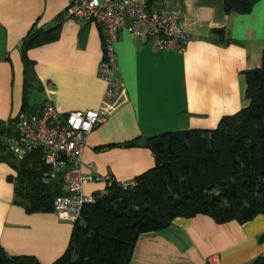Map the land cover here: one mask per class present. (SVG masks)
<instances>
[{"label": "crops", "instance_id": "1", "mask_svg": "<svg viewBox=\"0 0 264 264\" xmlns=\"http://www.w3.org/2000/svg\"><path fill=\"white\" fill-rule=\"evenodd\" d=\"M69 0H0V120L21 112V39L35 25L50 26L58 16V37L27 50L34 62L38 93L60 112L95 109L105 84L98 78L102 28L65 15ZM151 10L175 9L190 36L183 52L158 50L120 29L114 44L115 77L124 100L95 127L82 151V171L115 181L134 179L154 166L145 145L123 146L182 129H213L226 115L248 105L243 72L258 68L264 47V0L246 14H226L223 0H139ZM223 29V36L213 32ZM29 97V98H30ZM30 104V103H29ZM105 145L109 148L98 149ZM15 171L0 161V245L14 256L52 264L66 250L72 223L53 212L26 213L13 202ZM103 179L84 183L83 193L103 192ZM65 191V190H64ZM264 215L244 223H216L204 214L176 217L165 228L138 236L128 264H202L217 253L221 264H251L264 254Z\"/></svg>", "mask_w": 264, "mask_h": 264}, {"label": "trees", "instance_id": "2", "mask_svg": "<svg viewBox=\"0 0 264 264\" xmlns=\"http://www.w3.org/2000/svg\"><path fill=\"white\" fill-rule=\"evenodd\" d=\"M255 1L223 0L224 11L246 14ZM61 17L48 27L34 25L19 43L22 113L35 112L41 104L28 101L38 85L27 50L54 41ZM213 32L223 36V29ZM243 75L246 107L223 116L213 129L174 130L147 138L145 146L153 153L154 166L135 177L134 186L122 189L113 181L103 192H95L94 202L85 204L72 223L66 250L52 264H128L140 234L165 228L176 217L204 214L216 223H244L264 215V47L260 66ZM17 118L0 120V135L13 136ZM139 139L122 145H137ZM0 161L15 171L8 177L14 203L26 213L53 212L54 199L65 193L63 179L60 174L45 178L49 168L39 150L17 160L0 139ZM263 240L264 233L259 237ZM0 264L39 262L33 256L10 255L0 245ZM251 264H264V254Z\"/></svg>", "mask_w": 264, "mask_h": 264}, {"label": "built area", "instance_id": "3", "mask_svg": "<svg viewBox=\"0 0 264 264\" xmlns=\"http://www.w3.org/2000/svg\"><path fill=\"white\" fill-rule=\"evenodd\" d=\"M65 15L91 21L102 28V57L97 75L105 84L99 106L95 109L60 112L53 104L43 102L32 113L18 114L13 136L0 135L7 151L17 160L32 150H39L49 170L46 179L60 174L65 193L53 202V213L66 222L80 218L82 207L94 202L93 195L83 193L88 181L103 179L106 185L112 177L82 171V151L87 135L105 121L124 100V83L116 79L114 44L120 29L140 41H147L158 50L183 52L190 36L182 29L179 12L161 8L151 10L139 0H69ZM122 188L134 186V179L116 181ZM202 264H221L217 253L207 255Z\"/></svg>", "mask_w": 264, "mask_h": 264}, {"label": "rangeland", "instance_id": "4", "mask_svg": "<svg viewBox=\"0 0 264 264\" xmlns=\"http://www.w3.org/2000/svg\"><path fill=\"white\" fill-rule=\"evenodd\" d=\"M37 94H38V93H36V92H33V93L31 94V97L28 99L30 105H31L32 103H39V102H40L41 98H40V96L37 95Z\"/></svg>", "mask_w": 264, "mask_h": 264}, {"label": "water", "instance_id": "5", "mask_svg": "<svg viewBox=\"0 0 264 264\" xmlns=\"http://www.w3.org/2000/svg\"><path fill=\"white\" fill-rule=\"evenodd\" d=\"M146 144V140L140 138L139 140H137V145H145Z\"/></svg>", "mask_w": 264, "mask_h": 264}]
</instances>
